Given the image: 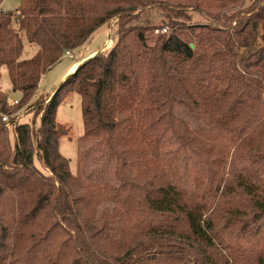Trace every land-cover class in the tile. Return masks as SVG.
Listing matches in <instances>:
<instances>
[{
    "label": "trees",
    "instance_id": "trees-1",
    "mask_svg": "<svg viewBox=\"0 0 264 264\" xmlns=\"http://www.w3.org/2000/svg\"><path fill=\"white\" fill-rule=\"evenodd\" d=\"M4 1L0 80L5 68L21 99L9 105L0 90L2 115L26 106L64 54L114 20L118 38L49 101L37 99L14 144L0 118V264H264V248L226 238L254 241L264 220V0H23L16 12ZM21 35L38 46L30 59ZM73 94L83 139L103 147L116 184L85 183L60 152L57 110ZM177 105L228 135L230 150L193 131ZM166 144L196 158L194 189L162 168ZM237 160L245 166L230 173ZM104 203L114 208L100 216Z\"/></svg>",
    "mask_w": 264,
    "mask_h": 264
},
{
    "label": "rangeland",
    "instance_id": "rangeland-1",
    "mask_svg": "<svg viewBox=\"0 0 264 264\" xmlns=\"http://www.w3.org/2000/svg\"><path fill=\"white\" fill-rule=\"evenodd\" d=\"M23 0H5L3 4V9L8 12H16V10L21 6ZM140 12V11H139ZM138 12V13H139ZM153 19H161L158 11L152 13ZM194 22L202 23L206 20L193 14ZM117 20L112 21L109 25L104 26L99 29L92 43L90 42L87 45H84L82 48L71 52L70 55L64 54L63 58L53 67H51L48 72L42 78L38 91L32 100L23 108L19 109L17 112L9 116L13 118L18 116L20 118L18 124L20 123H30L32 119L36 118L34 115L37 113L39 103H42V100L51 98L48 95H54L60 85L67 79L62 80L70 62L85 58L84 62L88 61L91 55H88L90 52L97 50L103 46V50L96 53L93 57L98 54L107 53L117 41ZM157 34V33H156ZM24 41V52L22 55L23 59L32 58L38 51V46L29 43L26 38L21 35ZM110 43V46H109ZM260 46V40H258L257 45L248 50L240 51L241 56H249L251 53L255 52ZM92 57V58H93ZM76 70H69V74L74 73ZM69 77V76H68ZM0 90L5 92L8 95V104L13 101H20L21 93L14 92L9 80L8 72L5 68L2 69V78L0 80ZM42 96V98H39ZM39 98V99H38ZM38 99V100H37ZM46 102L45 104H47ZM1 108V103H0ZM42 114V113H41ZM40 114V116H41ZM175 114L184 120L190 128L195 131L198 135L210 142L214 143L219 151L227 152L231 148L230 137L228 135H222L219 132L211 131L205 123L195 120L187 111V109L181 105H177L175 108ZM35 121V120H34ZM41 123V118L37 119V126L39 127ZM57 123L63 125L67 130V136L61 140L60 152L66 157L71 164L72 172L75 176L79 175L85 183H100V184H116V180L113 176V164H108L105 158V150L101 146H95V141L93 140H84V127L82 120V108L80 97L77 94H73L67 99L66 102L62 103L57 110ZM10 131V139L14 144L15 142V128H7ZM165 158L162 161V168L168 174L171 182L178 185L181 188L194 189L196 185V178L203 177L201 175L200 165L196 161V158L190 153H178L175 151V145L166 144L164 148ZM36 166L44 171V168L39 162L38 159L35 161ZM245 163L243 161L237 160L235 165L230 168L234 169H243ZM228 170V171H229ZM258 172L261 173V169H258ZM231 181L234 179L233 175L230 174ZM114 205L111 203H104L99 209V215L103 213H111L113 211ZM259 233L257 239L251 242H241L235 240L233 237L226 235L228 241L234 243L240 248L246 249H260L264 248V220L260 224Z\"/></svg>",
    "mask_w": 264,
    "mask_h": 264
},
{
    "label": "built area",
    "instance_id": "built-area-1",
    "mask_svg": "<svg viewBox=\"0 0 264 264\" xmlns=\"http://www.w3.org/2000/svg\"><path fill=\"white\" fill-rule=\"evenodd\" d=\"M165 32L166 30L156 31L157 34L165 33ZM67 55H70V52H67ZM14 104L17 105L18 101H13L12 103H10V105H14ZM0 118L2 119L3 123L6 124L7 128H11V127L16 128L20 120L18 116L10 118L8 115H2L1 113H0Z\"/></svg>",
    "mask_w": 264,
    "mask_h": 264
},
{
    "label": "crops",
    "instance_id": "crops-1",
    "mask_svg": "<svg viewBox=\"0 0 264 264\" xmlns=\"http://www.w3.org/2000/svg\"><path fill=\"white\" fill-rule=\"evenodd\" d=\"M2 8H3V7H2ZM3 10H4V12H8V11H6L5 9H3ZM93 38H94V36H93ZM92 40H93V39H92ZM89 43H90V42H89ZM89 43H88V44H89ZM91 43H92V41H91ZM86 45H87V44H86ZM109 46H110V43H109ZM102 50H103V46H102L101 48L97 49V50H94V51L90 52L88 55L93 54V55L90 56V58H92L96 53H98V52H100V51H102ZM83 61H85V58H84V57L81 58V59L74 60V61L70 62L69 66H68V70L66 71V73H65V75L63 76L62 80L69 76L68 74H69V70H70V69H71V71L73 72L74 67H75V69H77V68L80 66V63L83 62ZM73 65H74V66H73ZM72 66H73V67H72ZM71 67H72V68H71ZM70 75H71V74H70Z\"/></svg>",
    "mask_w": 264,
    "mask_h": 264
},
{
    "label": "water",
    "instance_id": "water-1",
    "mask_svg": "<svg viewBox=\"0 0 264 264\" xmlns=\"http://www.w3.org/2000/svg\"><path fill=\"white\" fill-rule=\"evenodd\" d=\"M191 48H194V45H191ZM81 65H82V64H81ZM81 65H80V66H81ZM72 74H73V73H72ZM72 74H71V75H72ZM71 75H69V76H71ZM67 78H68V77H67Z\"/></svg>",
    "mask_w": 264,
    "mask_h": 264
},
{
    "label": "bare ground",
    "instance_id": "bare-ground-1",
    "mask_svg": "<svg viewBox=\"0 0 264 264\" xmlns=\"http://www.w3.org/2000/svg\"><path fill=\"white\" fill-rule=\"evenodd\" d=\"M73 70H76V69H75V67H74V69H73Z\"/></svg>",
    "mask_w": 264,
    "mask_h": 264
}]
</instances>
